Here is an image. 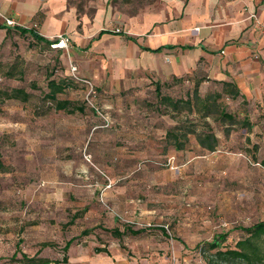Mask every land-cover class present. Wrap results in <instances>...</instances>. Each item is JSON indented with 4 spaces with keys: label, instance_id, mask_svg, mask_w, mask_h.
I'll return each mask as SVG.
<instances>
[{
    "label": "rangeland",
    "instance_id": "374dc122",
    "mask_svg": "<svg viewBox=\"0 0 264 264\" xmlns=\"http://www.w3.org/2000/svg\"><path fill=\"white\" fill-rule=\"evenodd\" d=\"M70 1L80 14L93 15L100 0ZM165 1L110 3L129 16L160 12ZM244 3L243 12L260 25L258 11ZM0 23H5L1 15ZM11 27L0 28V88L23 87L31 97L0 99V264H26L24 253L52 259L71 253L92 257L87 264H94L98 246L127 252L128 239L114 241L104 225L113 220L134 224L120 216L114 189L135 193L134 177L144 164L128 156L120 160L118 155L132 146L113 137L125 126L162 124L167 114L180 126L182 141L180 264H247L226 260L198 244L227 234L223 248H234L247 236L242 227L264 220V91L262 98L234 96L222 80L204 70V59L197 73L161 83L159 93L154 79L141 84L98 80L81 69L70 34L69 48L58 49ZM113 31L130 32L121 26ZM260 40L258 36L256 43ZM252 54L264 62V46ZM88 56L92 66L101 63L93 52ZM50 78L65 80L67 88L58 97L71 101L75 112L57 109L46 99ZM165 95L180 100L179 106ZM188 97L190 103L184 101ZM222 109L234 119L222 116ZM208 133L217 137L214 150L199 144V135ZM160 166L178 169L168 157ZM149 182L160 189L159 183ZM147 227L155 228L149 250L166 252L161 227ZM86 229L93 230L84 234ZM166 229L174 232L170 225ZM73 237L77 239L66 250ZM73 264L85 263L76 258Z\"/></svg>",
    "mask_w": 264,
    "mask_h": 264
},
{
    "label": "crops",
    "instance_id": "0c3cea01",
    "mask_svg": "<svg viewBox=\"0 0 264 264\" xmlns=\"http://www.w3.org/2000/svg\"><path fill=\"white\" fill-rule=\"evenodd\" d=\"M243 1L258 11L260 25L243 12L242 0H166L160 12L145 10L129 16L115 9L110 0H100L93 15L80 14L70 0H0V11L49 39L70 34L81 69L98 80L141 84L154 79L157 91L158 84L193 76L204 59V70L211 77L235 82L247 98H262L264 62L252 52L264 46V0ZM118 26L130 32H114ZM258 36L261 40L256 43ZM90 51L101 60L97 67L91 65ZM163 118L162 124L125 126L113 137L132 146L118 155L120 160L128 156L144 166L134 177L135 193L114 189L120 216L133 219L134 224L113 220L104 226L141 232L123 236L128 239L127 252L108 246V251L97 253L94 264H180V126L168 114ZM173 156L178 169L161 168L163 158ZM146 181L161 187L153 188ZM149 223L161 227L158 231L165 237L166 252L154 254L147 247L155 230L147 227ZM168 225L173 233L166 229ZM113 237L118 242L122 239ZM69 256L70 264L76 258L85 264L93 259Z\"/></svg>",
    "mask_w": 264,
    "mask_h": 264
},
{
    "label": "trees",
    "instance_id": "16d2710c",
    "mask_svg": "<svg viewBox=\"0 0 264 264\" xmlns=\"http://www.w3.org/2000/svg\"><path fill=\"white\" fill-rule=\"evenodd\" d=\"M0 28H6L8 31L12 30V27L7 25L6 23H0ZM15 29L20 31L23 34L30 33L34 38L39 41L45 42L47 45H51L54 40L49 39L43 36L35 27H25L22 25H16ZM61 49V48H58ZM224 85L226 88L230 89V92L233 93L234 96L239 97L243 94L241 93L240 88L235 82L225 81ZM48 91L45 92L46 99L54 105L57 109H64L71 113L75 112V109L70 108L71 101L67 99H59L58 95L64 92L67 88V83L65 80H56L50 78L48 81ZM161 87L158 84L157 91L160 92ZM31 97V93L27 91L23 87H15L12 89H2L0 88V99H22L24 101L29 100ZM164 99L173 103L174 107H178L180 104V100L174 101L170 96L165 95ZM191 98L188 97L184 100L186 103H190ZM83 110V107L80 108ZM222 116H229L232 120L234 117L229 115L225 109L221 110ZM186 135V133L184 134ZM200 144L209 150H214L216 148L217 137L213 133H208L207 135H199L198 137ZM178 147H182V141L180 140V144ZM1 164V161H0ZM111 231L113 235L123 237L128 233L137 234L140 233L141 230H134L131 227H127L124 231H121L119 228H106ZM243 230L247 232V236L240 239L237 242L236 247H228L223 248V243L227 240V234H221L215 236L212 241H208L205 243L198 244L199 247L204 245L207 246L208 249H215V254L220 256L226 260H241L245 261L247 264H259L264 262V253L261 248L264 247V220L258 221L250 226L242 227ZM93 229H86L84 234H89ZM77 237H73L68 240L66 244V250L69 249L71 244L75 242ZM97 252L108 251L106 247H96ZM23 260L26 264H62L63 262H68L69 255L68 253L64 256L63 259H52L47 256L40 255L37 253L35 255H27L23 254Z\"/></svg>",
    "mask_w": 264,
    "mask_h": 264
},
{
    "label": "built area",
    "instance_id": "2783aa9c",
    "mask_svg": "<svg viewBox=\"0 0 264 264\" xmlns=\"http://www.w3.org/2000/svg\"><path fill=\"white\" fill-rule=\"evenodd\" d=\"M0 15L4 17L5 23L9 26H16L18 25V22L15 20V18L11 16L5 15L3 12L0 11ZM54 48H61V49H68L70 45V37L67 34H60L58 36V39L54 40V42L51 44ZM75 68V67H74ZM169 161L173 163L175 161V157L169 158ZM147 226H153L152 223L147 224Z\"/></svg>",
    "mask_w": 264,
    "mask_h": 264
}]
</instances>
